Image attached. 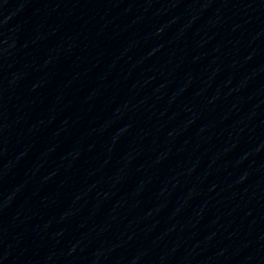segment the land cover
<instances>
[{"label": "water", "instance_id": "95a60500", "mask_svg": "<svg viewBox=\"0 0 264 264\" xmlns=\"http://www.w3.org/2000/svg\"><path fill=\"white\" fill-rule=\"evenodd\" d=\"M216 264H264V178Z\"/></svg>", "mask_w": 264, "mask_h": 264}]
</instances>
